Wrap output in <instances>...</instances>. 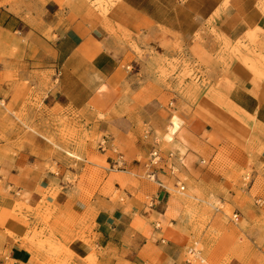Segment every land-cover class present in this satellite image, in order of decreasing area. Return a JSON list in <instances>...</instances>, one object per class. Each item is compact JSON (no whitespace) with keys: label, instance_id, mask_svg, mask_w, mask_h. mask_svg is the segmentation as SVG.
Instances as JSON below:
<instances>
[{"label":"crops","instance_id":"obj_1","mask_svg":"<svg viewBox=\"0 0 264 264\" xmlns=\"http://www.w3.org/2000/svg\"><path fill=\"white\" fill-rule=\"evenodd\" d=\"M99 1L108 5L106 12L98 9V0H0V264H38L36 248L23 239L48 206L47 234L77 264H193L187 259L190 241L204 239L214 219L193 215L198 208L192 194L219 185L214 167L201 163L213 164L217 154L203 139L208 131L231 148L236 142L241 169L252 173L249 189L239 186L238 209L252 228V236L243 234L254 243L220 239L207 264H258L264 257V80L241 60L223 55L218 39L235 43L254 32L264 46V2ZM172 36L190 48H207L206 89L222 95L224 124L222 130L200 121L190 128L180 124L162 146L153 130L144 132L119 113L127 72L118 50L159 47ZM35 99L45 111L79 116L87 145L81 153L85 164L76 171L56 162L47 139L23 129L39 125L31 106ZM12 112L17 131L9 129L16 121ZM52 133L46 131L47 137ZM156 139L162 160L150 167ZM248 146L255 150L246 156ZM120 157L123 166L116 165ZM87 173L86 183L66 182L68 174ZM180 187L191 196L183 197ZM75 189L87 193L76 195ZM17 205L22 212L16 216Z\"/></svg>","mask_w":264,"mask_h":264},{"label":"rangeland","instance_id":"obj_2","mask_svg":"<svg viewBox=\"0 0 264 264\" xmlns=\"http://www.w3.org/2000/svg\"><path fill=\"white\" fill-rule=\"evenodd\" d=\"M261 1L264 2V0ZM98 2H100L98 9L106 12L108 5L99 0ZM198 38L200 39V37ZM183 43L184 41L172 36L167 39L165 45L159 47L132 46L118 50L124 61L123 70L127 72V76L120 86L122 93L119 96V101L122 104V111L119 113L123 115L122 118L133 120L144 132L153 130L161 140L162 146H165V141H168L169 129L175 117L187 128H190L193 122L199 123L200 121L212 124L222 130L224 124L222 116L225 105L222 95L212 87L209 91L206 89L208 86L205 75L207 48L200 45L190 48ZM218 43L223 55L226 54L241 60L243 66L255 74L258 80H264V46L260 44L259 36L252 32L235 43L222 38L218 39ZM206 101L210 102L211 107L207 106ZM31 106L37 112L39 125L38 127L27 126L23 129L36 134L39 139H47L48 145L52 146L54 150L57 163H69L70 167H75V171L80 165L85 164L81 153L86 150L87 144L82 139H86L87 131L79 125L81 122L79 116L70 115L64 111L60 113L45 111L38 99H35ZM12 113L16 121L11 123L9 129L17 131V112ZM21 115L22 117H20ZM24 117H26V112L19 115L20 120ZM246 128L248 127L246 126ZM46 131H53L52 137H47ZM208 132L203 136V139H208L214 144L217 154L213 164L204 160L201 163L204 167H214L216 173L212 177L219 185L218 189L213 192L197 190L196 194H192L197 199V201H192V204L198 208L193 215L200 213L202 220L205 218L214 219L213 223H208V232L204 239L198 238L190 241L187 259L189 263L193 264H207L208 252L218 241H221L220 239L231 237L235 245L250 246L254 243L253 237H251L252 231H249L252 228L243 222L238 209L241 194L239 186L242 187L241 185L245 183L246 189H249V185L253 181L252 173L241 169L244 160L236 148V142L232 140V145L235 147L231 148L227 146L226 142H223L222 138L219 139L212 132ZM223 135L226 140L232 139L226 133ZM254 150L248 146L244 151L245 155L249 156ZM202 154H205L204 150H202ZM217 165L219 168L216 167ZM51 168L53 172H57L56 163H53ZM90 177L89 173L68 174L66 182H71V184L78 181L86 183ZM177 191L182 192L183 197L191 196L189 190ZM74 193L77 195L87 192L75 189ZM189 203L191 202L189 201ZM42 208L43 206H40L38 210L40 211ZM49 208L50 206L48 209L47 207L42 209L44 213L39 212L37 217L41 218V222L33 226L23 241L31 243L36 248L35 258L38 264H77L62 243L52 238L53 233L49 231L47 234L52 223V214ZM27 210L29 211V209ZM21 212L22 208L17 205L14 213L17 216L21 215ZM235 215H238V220L234 219ZM205 225L206 223L200 224L203 231L206 229ZM239 226H241L242 232L238 234ZM248 231L251 236L245 234ZM243 232L245 233L243 234ZM239 239L243 240L242 243L239 242ZM257 263L264 264V257L257 259Z\"/></svg>","mask_w":264,"mask_h":264},{"label":"built area","instance_id":"obj_3","mask_svg":"<svg viewBox=\"0 0 264 264\" xmlns=\"http://www.w3.org/2000/svg\"><path fill=\"white\" fill-rule=\"evenodd\" d=\"M162 158H161V150L159 149V140L156 139L154 142V147H153V151L151 153V159H150V163L149 166L150 167H156L159 165V163L161 162ZM123 162L124 159L122 157L119 158L118 162L116 163V165H122L123 166ZM181 191H184V187H180ZM234 219L238 220V215L234 216Z\"/></svg>","mask_w":264,"mask_h":264},{"label":"bare ground","instance_id":"obj_4","mask_svg":"<svg viewBox=\"0 0 264 264\" xmlns=\"http://www.w3.org/2000/svg\"><path fill=\"white\" fill-rule=\"evenodd\" d=\"M173 127L169 129V134L167 136L168 141H170L172 135L179 129L181 121L178 118H173ZM178 132V131H177Z\"/></svg>","mask_w":264,"mask_h":264}]
</instances>
